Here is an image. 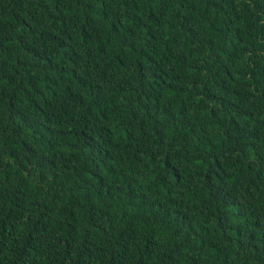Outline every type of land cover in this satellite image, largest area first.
<instances>
[{
    "label": "trees",
    "instance_id": "obj_1",
    "mask_svg": "<svg viewBox=\"0 0 264 264\" xmlns=\"http://www.w3.org/2000/svg\"><path fill=\"white\" fill-rule=\"evenodd\" d=\"M0 264H264V0H0Z\"/></svg>",
    "mask_w": 264,
    "mask_h": 264
}]
</instances>
